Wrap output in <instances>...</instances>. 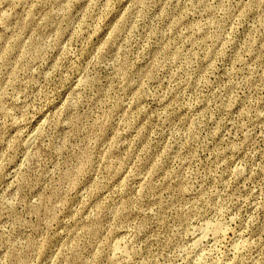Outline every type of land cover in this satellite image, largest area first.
<instances>
[{"label":"rangeland","instance_id":"374dc122","mask_svg":"<svg viewBox=\"0 0 264 264\" xmlns=\"http://www.w3.org/2000/svg\"><path fill=\"white\" fill-rule=\"evenodd\" d=\"M0 264H264V0H0Z\"/></svg>","mask_w":264,"mask_h":264}]
</instances>
